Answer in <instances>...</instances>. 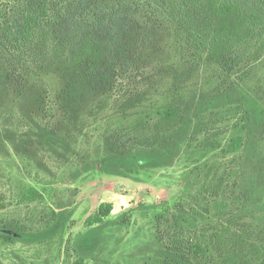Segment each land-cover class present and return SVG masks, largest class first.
Listing matches in <instances>:
<instances>
[{
    "label": "rangeland",
    "instance_id": "rangeland-1",
    "mask_svg": "<svg viewBox=\"0 0 264 264\" xmlns=\"http://www.w3.org/2000/svg\"><path fill=\"white\" fill-rule=\"evenodd\" d=\"M260 43L250 48L248 65L245 58L227 74L159 29L139 62L137 89L130 87L133 104L122 109L113 95H97L64 119L52 105L53 114H46L50 103L2 95L0 225L15 239L0 237V264H158L180 241L187 250L196 242L209 246L219 228L233 234L229 246L220 253L210 247L205 257L184 248L189 264H258L264 258V37ZM35 79L49 101L64 84L58 70ZM169 105H177V118L155 128L158 111ZM24 110L31 118H23ZM38 123L57 136H40ZM158 129L169 142L179 141L169 165L142 163L129 171L122 165L133 155L107 161L108 141L136 146L135 136ZM109 163L118 174L106 170ZM103 203L112 205L110 214L88 223Z\"/></svg>",
    "mask_w": 264,
    "mask_h": 264
},
{
    "label": "trees",
    "instance_id": "trees-1",
    "mask_svg": "<svg viewBox=\"0 0 264 264\" xmlns=\"http://www.w3.org/2000/svg\"><path fill=\"white\" fill-rule=\"evenodd\" d=\"M163 29L171 32L176 42L186 46L192 57L214 60L227 74L246 58L254 55L264 37V0H8L0 2V106L1 96L10 92L27 103H50L64 119L79 114L88 101L97 95H113L115 105L128 107L134 97L131 85L137 89L139 62L146 58L144 49L152 34ZM245 44L246 48H242ZM58 70L64 77L61 89L51 101L38 81L39 72ZM43 89V95L39 90ZM136 95V94H135ZM105 98V99H106ZM118 98V99H116ZM30 103L31 105H33ZM177 105L159 110L161 122L178 116ZM78 112V113H77ZM39 113V111H38ZM23 118L30 117L24 110ZM31 118V117H30ZM40 136H57L48 123L41 125ZM159 129L135 136L139 145L110 140L105 148L107 161H124L122 168L133 170L143 164L169 165L179 141L164 138ZM166 141V142H165ZM165 142V143H164ZM239 143L232 145L234 150ZM136 149V154L131 153ZM140 157L143 162L138 159ZM155 162V163H153ZM106 170L118 174L110 163ZM33 192L35 190L33 189ZM1 200V198H0ZM1 203V202H0ZM110 203L100 204L87 222H99L110 214ZM65 215L64 213H62ZM70 217V215H69ZM7 241L14 235L3 232ZM8 228L9 225H8ZM214 231L209 246L196 242L188 246L193 253L205 257L207 249L222 252L231 236ZM16 229L14 232H20ZM176 243L158 264H189L186 247ZM225 244V245H224ZM184 248L186 250H184ZM187 250V251H188ZM246 264H251L246 261ZM258 264H264V258Z\"/></svg>",
    "mask_w": 264,
    "mask_h": 264
}]
</instances>
